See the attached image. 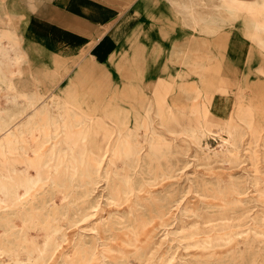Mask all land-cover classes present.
Here are the masks:
<instances>
[{"label": "bare ground", "instance_id": "1", "mask_svg": "<svg viewBox=\"0 0 264 264\" xmlns=\"http://www.w3.org/2000/svg\"><path fill=\"white\" fill-rule=\"evenodd\" d=\"M217 1L232 12L248 10L249 21L264 30V0ZM1 22L7 27L0 28V51L2 38L15 35L10 13ZM200 30L205 34L216 31L207 24ZM203 61L193 51L188 60L191 73L198 76L192 87L198 101L188 107L191 120L174 124L162 114L161 122L173 134L171 138L149 123L142 124L139 133V112L134 115L138 127L124 131L131 114L117 103L97 117L81 104L67 105L56 99L38 107L31 98L17 111L0 108V134H4L0 137V264H111L112 259L124 260L117 264H212L216 257V264H264L262 122L257 118L259 126L255 123L254 104L243 116L235 109L228 111L229 96L208 100L216 82ZM0 69L3 76L10 73L2 61ZM48 106L56 107L58 113L52 114ZM213 110L225 115V122L211 121ZM19 116L27 117L21 120ZM245 127L251 130L255 145L246 147L251 167L242 166L241 181L233 172L217 175L214 182H205L206 192L198 200L187 202L171 200V183L135 184L132 174L136 166L141 167V159L167 158L163 150L179 135L186 149L193 147L191 159L202 164L239 159L242 154L237 145ZM206 135L218 138L221 149L203 146ZM144 142L149 146L145 153ZM204 213L211 224L201 230L190 217ZM200 233L202 237L188 239ZM154 245L157 248L152 250Z\"/></svg>", "mask_w": 264, "mask_h": 264}, {"label": "rangeland", "instance_id": "2", "mask_svg": "<svg viewBox=\"0 0 264 264\" xmlns=\"http://www.w3.org/2000/svg\"><path fill=\"white\" fill-rule=\"evenodd\" d=\"M75 1L80 7L96 11L97 16L103 17L105 9L111 8L114 12L113 16H115V14L123 12L134 0ZM5 2L7 1H0V28L7 27L5 23L1 22L4 13L8 12L1 4ZM24 2L26 1H11L14 4L13 9H15L13 15L17 14L14 16L21 14V6ZM68 4H71V1H68ZM174 5L178 19L190 28L193 43L187 46L180 68L170 80L160 79L152 85L141 86L122 85L120 75L115 76L106 64L95 60L92 51L95 44L94 39L87 46L86 38L78 37L70 30H63L54 38L49 36L51 40L61 44L65 42L64 47L59 49L55 47L56 50L52 51L43 47L40 40H33L25 33L23 17H21L22 19L15 18L11 24L15 35L7 34L2 38L3 49L0 51V62L2 61L9 68L10 73L8 76H3L0 69V108L10 107L13 111H17L31 98L36 99L38 107L56 99L67 105L81 104L84 111L97 117L105 114L106 107L117 103L129 110L131 114V122L123 125L124 131L129 127H138L134 115L139 112L140 115H137L141 122L139 133L144 129L142 124L149 123L159 133L171 138L173 134L161 122L162 114L166 116V120L174 122V124L178 121L187 122L192 117L188 113V107L198 101L192 92V87L195 85L193 81L198 80V76L191 73L190 64H188L189 56L193 51L195 58L204 60V64H207L209 77L216 82V85L212 87L215 95L208 93L206 96L208 100L216 102V95L229 96L231 106L227 107L228 111L231 112L235 109L238 111V115L243 116L248 115L246 112L249 109L246 110V108L254 104L255 123L259 126L257 120L260 119L262 125L259 127L264 132V43L262 40L264 39V30L255 27L254 23L249 21L251 19L248 10L241 8L232 12L229 8L222 7L217 0H177L174 1ZM24 7L30 9L29 5ZM31 8L33 15L40 19L38 16L42 13L41 1H33ZM204 24L214 26L216 31L203 33L200 26ZM38 25L34 21L31 29L40 38L41 32ZM13 99L16 100V103L13 102ZM48 107L52 114L58 113L56 107ZM82 110L81 112H83ZM30 111H32L31 108L24 114L27 115ZM26 117L19 116L18 118L22 120ZM208 118L220 123L226 120L225 115H221L215 110L210 113ZM109 121L112 122L110 119ZM213 130L219 131L217 127H213ZM243 131V137L237 145V149L242 154L239 159L202 164L200 160L191 159L194 149L192 146L186 149L183 135H179L169 148L163 150L168 154L167 158L160 156L158 159L151 160L145 156L141 159V167L136 166V171H133L132 174L134 182L137 186L144 184L153 187L171 183L174 190L171 200L187 202L198 200L199 194L206 192L205 182H214L217 175L227 176L229 172H233L237 180L241 181L244 178L242 166L251 167L247 152L252 145H255L251 130L245 127ZM262 132L260 134L264 135ZM2 136L4 134L1 133L0 137ZM115 137L116 134L113 135V138ZM202 144L211 149H221L222 147L218 138L209 135L203 138ZM148 149V143L144 142L143 152L145 153ZM186 153L191 154L190 157ZM189 159L191 160L189 161ZM241 159L244 160L242 163H240ZM152 161L153 163L150 165ZM158 163H160V167L157 166ZM260 164L264 168L262 159H260ZM150 166L153 169L150 170ZM158 180H161L160 183L155 184ZM104 193L109 192L104 191ZM189 214L191 213L189 212ZM190 218L197 221L201 230H206L207 226L211 224L210 220L208 221L210 217L207 213ZM213 223H216L214 227L218 228L217 222L213 221ZM157 230L159 234L162 232L160 228ZM202 236L201 233L194 234L188 239L194 240L196 237ZM156 248L157 246L154 245L152 250ZM217 260V257L214 258L212 264H216ZM110 261L111 264L124 262L120 259Z\"/></svg>", "mask_w": 264, "mask_h": 264}, {"label": "crops", "instance_id": "3", "mask_svg": "<svg viewBox=\"0 0 264 264\" xmlns=\"http://www.w3.org/2000/svg\"><path fill=\"white\" fill-rule=\"evenodd\" d=\"M0 1H7L1 4L13 21L24 18L25 33L52 51L64 47L65 42L61 44L49 36L54 38L63 30L83 36L87 46L94 39V59L106 64L115 76L120 75L122 85H152L160 79L170 80L180 68L187 46L193 43L190 28L176 14L177 0H134L115 16L111 8L105 9L103 17L80 7L75 0ZM11 1H26L20 15H13ZM33 1H41L40 19L33 15ZM27 5L30 9L24 7ZM34 21L39 24L40 38L31 29Z\"/></svg>", "mask_w": 264, "mask_h": 264}]
</instances>
